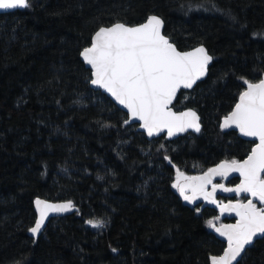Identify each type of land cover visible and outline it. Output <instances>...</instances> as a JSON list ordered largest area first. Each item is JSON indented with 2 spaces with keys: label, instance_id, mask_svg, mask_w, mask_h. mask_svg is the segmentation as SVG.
<instances>
[{
  "label": "trees",
  "instance_id": "trees-1",
  "mask_svg": "<svg viewBox=\"0 0 264 264\" xmlns=\"http://www.w3.org/2000/svg\"><path fill=\"white\" fill-rule=\"evenodd\" d=\"M31 3L0 14V264H207L209 254H222L225 243L205 223L217 212L197 214L171 184L176 168L196 175L246 158L248 140L218 124L238 102L237 77L264 76V0ZM149 14L164 19L182 50L203 44L214 57L208 77L174 104L197 111L200 135L148 141L88 82L79 51L95 29ZM36 197L71 200L80 211L33 239ZM94 218L106 226L90 227ZM241 264H264V239Z\"/></svg>",
  "mask_w": 264,
  "mask_h": 264
},
{
  "label": "snow or ice",
  "instance_id": "snow-or-ice-1",
  "mask_svg": "<svg viewBox=\"0 0 264 264\" xmlns=\"http://www.w3.org/2000/svg\"><path fill=\"white\" fill-rule=\"evenodd\" d=\"M32 6L31 0H0L3 12ZM164 26V19L156 14H149L143 22L134 25L119 20L101 24L91 35L89 44L79 51V57L87 66L90 85L107 93L126 110L124 125L137 121L149 138L161 137L163 133L171 139L189 131L201 132L197 111L193 108L176 111L174 103L178 94L183 95L182 90H193L198 82H203L214 57L203 44L182 50L165 34ZM237 79L242 89L238 102L222 117L218 127L226 135L237 133L249 138L251 147L246 158L224 159L199 175L189 176L176 168L168 155L163 156L176 168L171 187L183 201L195 204L203 200L219 210V215L205 223L223 238L226 246L222 254H209L207 264H241L250 247L258 239H264V76ZM160 148L165 145L161 144ZM233 173L239 178L234 186L216 182L217 177L227 180ZM218 191L234 194V198L224 203L216 198ZM34 206V223L28 228L33 237L45 229L51 214L75 208L71 200L54 203L40 197L35 198ZM195 211L199 214L200 207ZM226 212L236 217L235 223L221 221ZM86 223L102 229L107 221L94 218Z\"/></svg>",
  "mask_w": 264,
  "mask_h": 264
},
{
  "label": "water",
  "instance_id": "water-1",
  "mask_svg": "<svg viewBox=\"0 0 264 264\" xmlns=\"http://www.w3.org/2000/svg\"><path fill=\"white\" fill-rule=\"evenodd\" d=\"M17 10H22V9H17ZM11 11H15V10H10L9 12H11ZM2 13H8V12H3V11H0V14H2ZM164 29H165V26H164ZM206 47V46H205ZM207 48V47H206ZM190 50V49H189ZM208 50V49H207ZM210 54V53H209ZM213 62H214V60H213ZM213 64V63H212ZM212 64L209 66V69H210V67L212 66ZM86 66V65H85ZM87 67V66H86ZM209 75V74H208ZM208 77V76H207ZM207 77H205L204 78V80L207 78ZM203 80V81H204ZM199 83H201V82H198V84ZM92 87V86H91ZM195 88V87H194ZM92 89L93 90H95V91H100V92H102V90H98V89H94L93 87H92ZM182 91H191V90H182ZM103 93V92H102ZM103 94H105L122 112H126V110L125 109H121V107L118 105V104H116V102L110 97V96H108V94L107 93H103ZM178 96H179V94H178ZM178 98V97H177ZM175 104V103H174ZM175 110V109H174ZM200 116V115H199ZM131 125H137L138 126V131L139 132H141V133H143L145 136H146V138H147V140L148 141H153V140H156V139H159V138H161V137H163V136H165L163 133L161 134V137H152V138H149L147 135H146V133H144L143 132V129H141V128H139V122H137V121H133L132 123H131ZM201 125H202V122H201ZM202 128H203V126H202ZM202 131V130H201ZM189 133H193V134H195V135H200V133H195V132H191V131H189L188 133H182V134H180V135H178V136H176V137H173V138H171V139H168V138H166L168 141H174V140H177L178 138H180V137H182V136H185V135H187V134H189ZM166 137V136H165ZM241 138H243V139H246V140H249V138H247V137H241ZM234 178H237V179H239L238 178V174H236V173H233L231 176H229L228 177V179H227V181H229V180H231V179H234ZM219 181H222L219 177H217V179H216V182H219ZM216 198L218 199V200H221V201H223L224 203H227V201H228V199H232V198H234V194H228V193H223V192H217V194H216ZM51 202H53V201H51ZM62 201H59V202H54V203H61ZM188 204V203H187ZM188 205H190V206H192V207H197V206H199V207H201V208H209V209H213V210H215L216 212H217V214L219 215V210L215 207V205H212V204H208V203H206V202H204L203 200H198V201H196V203L195 204H188ZM34 210H35V206H34ZM79 211V209H78V207H75L72 211H69V212H66V213H60V214H51L50 216H49V218H48V220L45 222V229H43L42 230V232L37 236V237H33L32 235H31V233H30V236L32 237V238H39V237H41L42 235H43V233H44V231L46 230V228H47V226H48V224H49V222H50V220L52 219V218H55V217H61V216H70V215H73V214H75L76 212H78ZM221 219H231V220H235L236 221V217L234 216V215H229L227 212L224 214V216H222L221 217ZM235 223V222H234ZM216 234V233H215ZM217 235V234H216ZM217 237H218V239L219 240H221L223 243H225L226 244V242L223 240V238L222 237H219L218 235H217ZM259 240V239H258ZM257 240V241H258ZM256 241V242H257ZM255 242V243H256ZM254 243V244H255ZM243 257H244V255H243Z\"/></svg>",
  "mask_w": 264,
  "mask_h": 264
},
{
  "label": "bare ground",
  "instance_id": "bare-ground-1",
  "mask_svg": "<svg viewBox=\"0 0 264 264\" xmlns=\"http://www.w3.org/2000/svg\"><path fill=\"white\" fill-rule=\"evenodd\" d=\"M127 126H129V125H127ZM135 126H137V125H135ZM137 130H138V126H137ZM202 132V131H201ZM183 137V136H182ZM220 182V181H219ZM227 186V185H226ZM47 200V199H46ZM50 201V200H49ZM53 202H59V201H53ZM62 202H65V201H62ZM74 203V202H73ZM186 203V202H185ZM74 205H75V203H74ZM75 207H78V206H76L75 205ZM78 209H79V207H78ZM79 211H80V209H79ZM78 211V212H79ZM78 212H76V213H78ZM75 213V214H76ZM74 215V214H73ZM71 216V215H70ZM62 217H64V216H61V217H55V218H52L50 221H52L53 219H56V218H62ZM235 222V220H233V222H231V223H234ZM50 223V222H49ZM224 223H226L225 221H224ZM29 234H30V232H29ZM217 236V235H216ZM31 237V236H30ZM32 238V237H31ZM40 238V237H39ZM33 239H38V238H33ZM260 240V239H259ZM258 240V241H259Z\"/></svg>",
  "mask_w": 264,
  "mask_h": 264
},
{
  "label": "flooded vegetation",
  "instance_id": "flooded-vegetation-1",
  "mask_svg": "<svg viewBox=\"0 0 264 264\" xmlns=\"http://www.w3.org/2000/svg\"><path fill=\"white\" fill-rule=\"evenodd\" d=\"M203 126V125H202ZM203 129V128H202ZM179 139V138H178ZM196 175H199V174H196ZM193 176H195V175H193ZM235 179H237V178H235ZM232 180V179H231ZM225 181H226V183H225ZM230 181V180H229ZM229 181H227V180H222V181H220V182H222V183H224L225 185H227V186H234V185H229ZM238 183H239V179H238ZM185 202V201H184ZM187 204V203H186ZM188 205V204H187ZM223 221H225V220H227V219H222ZM228 220H230L231 222H233V220H231V219H228ZM231 222H229V223H231ZM216 235V234H215ZM226 245V244H225Z\"/></svg>",
  "mask_w": 264,
  "mask_h": 264
},
{
  "label": "rangeland",
  "instance_id": "rangeland-1",
  "mask_svg": "<svg viewBox=\"0 0 264 264\" xmlns=\"http://www.w3.org/2000/svg\"><path fill=\"white\" fill-rule=\"evenodd\" d=\"M185 173V172H184ZM185 174H187V175H189V176H193L192 174H188V173H185ZM225 183H226V181H225ZM221 221L224 223V221L221 219Z\"/></svg>",
  "mask_w": 264,
  "mask_h": 264
}]
</instances>
